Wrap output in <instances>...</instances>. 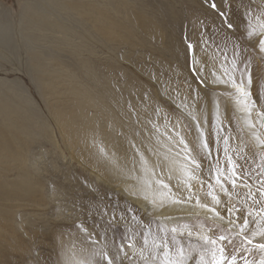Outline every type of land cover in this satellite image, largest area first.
Masks as SVG:
<instances>
[{"label":"rangeland","instance_id":"374dc122","mask_svg":"<svg viewBox=\"0 0 264 264\" xmlns=\"http://www.w3.org/2000/svg\"><path fill=\"white\" fill-rule=\"evenodd\" d=\"M263 35L264 0H0V264H264V152L232 104L242 87L264 145ZM123 181L191 184L234 229L166 225Z\"/></svg>","mask_w":264,"mask_h":264},{"label":"bare ground","instance_id":"6f19581e","mask_svg":"<svg viewBox=\"0 0 264 264\" xmlns=\"http://www.w3.org/2000/svg\"><path fill=\"white\" fill-rule=\"evenodd\" d=\"M257 44L259 45L261 54L264 57V35L257 40ZM218 87L223 89V86H218ZM236 90H238V93L237 95H235L232 104L238 110L237 115L239 117V121L246 129H248L249 139L252 142V148L255 151L264 152V145L261 142V139H259L262 138L261 136L262 133L260 132L259 128H257L256 125L257 120L253 116L248 114L246 110L247 106L245 102V95H247V93H245L246 91L242 87H237ZM0 114L2 116V124H3V126H1L0 124V158L7 159L8 161L9 159L16 156L14 145L12 142L8 140L6 133L7 128L9 129L11 126L14 128V125L11 123L8 107L1 102H0ZM60 118L64 123H66L71 127L76 126L77 128L78 126L82 130L83 129L87 130L86 126H88L89 128L88 124L90 122L88 121L77 122L73 119L74 117L69 116L67 113H62L60 115ZM8 121L10 125H7ZM4 125L7 126L4 127ZM20 142L21 140L18 141V143ZM166 150L168 151V154H165V156L166 158H168V160L165 158V156L162 158L163 160L165 158V160L168 161L166 165L169 164L167 170L165 169L167 171L166 174L183 177L185 173H189L190 171L189 169L190 166L188 164L189 162L185 161L186 157L187 159H189L188 156L186 155L184 158V156L180 155L178 152L170 151L172 149L166 148ZM108 152L105 151V155H107L106 157L108 158L109 161L108 163H110L112 170L116 169L117 171L121 167L120 160L119 161L116 160L118 157H115V155L113 154H107ZM140 156L139 159L141 158ZM140 162L144 164V162L141 159ZM146 166L147 168L149 167L148 165ZM120 169L123 170L122 168ZM149 175L151 176V173H149ZM125 183L126 182L123 181V183L118 182L110 186L113 187L114 190L123 192L127 200H129L131 203L136 205L143 212H146L149 215L151 214L153 215V217L159 218L166 225L168 224L176 225L177 222L188 220L189 218H193L195 216H203L211 221L220 223L228 228L232 227V222L221 217V215H219L214 208L209 207L208 204L197 202L200 195H198L199 193L197 192L196 187H194L191 184H187L184 181H179V182L176 181L175 187H171L169 189H162L160 191L148 192L149 189H145V191L147 192L144 195L145 197H138L135 196L133 193L130 194L129 190L125 191L124 189L126 187ZM0 193H2V195L6 193L4 188H2L1 186H0ZM193 194H195L196 196H194ZM157 199H161V200L157 201ZM255 242H257L261 246H264V237H261ZM258 250L264 252V250L261 248Z\"/></svg>","mask_w":264,"mask_h":264},{"label":"snow or ice","instance_id":"6c2138e0","mask_svg":"<svg viewBox=\"0 0 264 264\" xmlns=\"http://www.w3.org/2000/svg\"><path fill=\"white\" fill-rule=\"evenodd\" d=\"M213 6H215V5H213ZM233 184H235V181H233ZM220 239L223 240L224 238L221 237ZM222 260H223V257L221 258V262H217V264H222Z\"/></svg>","mask_w":264,"mask_h":264}]
</instances>
